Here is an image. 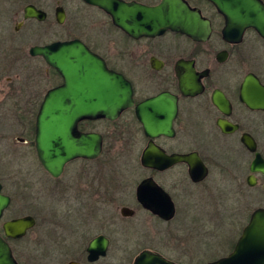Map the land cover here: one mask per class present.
Masks as SVG:
<instances>
[{"label": "flooded vegetation", "instance_id": "af4514ba", "mask_svg": "<svg viewBox=\"0 0 264 264\" xmlns=\"http://www.w3.org/2000/svg\"><path fill=\"white\" fill-rule=\"evenodd\" d=\"M121 1L155 6L162 0ZM185 2L210 21L212 32L206 38L194 39L173 31L154 38H135L116 26L110 14L85 0H0V121L15 120L20 129L18 135L9 130L0 134L1 194L9 198L0 218V237L11 248L17 264L48 260L56 264H135L144 251L180 264L160 250L149 248L141 250L131 263L122 256V245L132 242L135 231L123 222L138 212L147 213L158 225L174 221L178 213L176 199L185 183H171L168 175L186 170L192 185H202L213 167L223 165L219 162L224 159L223 152L243 149L247 155L244 164L249 168L248 185L256 153L264 157V110L249 108L241 100V89L249 75L264 87V36L253 28L243 35H224L225 18L211 2ZM30 6L43 12L45 18H27ZM97 19L104 20H99L100 31L95 34L85 24ZM46 25L49 28H43ZM78 31L84 37L75 36ZM31 35L53 37L31 45L32 39L26 37ZM71 41H80L108 71L122 76L130 84L133 102L116 116L98 113L83 118L77 132L100 136V155L91 160L74 159L56 177L39 159L36 122L46 96L63 87L65 78L42 56L33 55L31 49ZM220 97L223 102L219 105ZM95 103L99 104L98 98ZM144 103L149 105L150 117L165 119L174 115L173 136H146L138 116V107ZM220 120L239 128L225 133L218 125ZM245 134L254 138L256 153L242 143ZM137 135L146 141L142 154L150 144L168 156L196 154L209 170L207 178L193 182L185 162L165 170L144 167L141 154L140 166L146 175L136 184L134 207L123 203L120 167L115 160L120 158L122 139ZM255 177L257 184L248 187L261 186L264 191V176ZM145 179H153L169 195L176 208L173 220L166 221L139 203L137 188ZM124 208L134 214L123 216ZM28 217L35 224L25 235H7L6 224ZM153 235L148 236L157 240ZM44 248L41 256L32 258L34 250Z\"/></svg>", "mask_w": 264, "mask_h": 264}, {"label": "water", "instance_id": "95a60500", "mask_svg": "<svg viewBox=\"0 0 264 264\" xmlns=\"http://www.w3.org/2000/svg\"><path fill=\"white\" fill-rule=\"evenodd\" d=\"M111 15L116 26L132 37H157L167 31L204 39L211 34L209 20L198 10L192 9L185 0H162L158 5L145 6L121 0H85ZM225 18L224 35H243L248 28L264 36V3L261 0H208ZM27 18L43 20L45 15L34 7L26 10ZM62 22V19H59ZM33 55L42 56L65 78V85L46 96L36 122V146L43 167L53 176H59L65 165L78 158L95 159L100 155L102 140L96 134H80L78 123L85 117L98 113L118 115L130 106L132 90L124 78L108 71L104 63L92 54L80 41L55 43L31 49ZM99 99V104L95 103ZM241 100L253 110H264V87L258 79L249 75L241 89ZM159 101H161L159 99ZM223 102L219 98L217 104ZM220 105V104H219ZM148 103L138 107L139 121L146 136H173L174 115L165 119L148 116ZM113 119V118H112ZM219 127L225 133L238 130V126L220 120ZM242 143L256 153L257 144L251 135L245 134ZM189 165V176L197 183L207 178L209 170L196 155L168 156L160 148L150 144L142 154V164L147 168L165 170L174 164ZM248 185L257 184L255 174L264 176V157L256 153L250 167ZM137 200L146 210L166 221L176 216V208L169 195L153 179L143 180L137 188ZM9 205V198L1 194L0 218ZM123 216H132L128 208ZM32 218H24L5 225L8 236L21 237L34 226ZM93 246V245H92ZM0 264H17L11 248L0 237ZM135 264H176L151 251L142 252ZM208 264H264V208L256 209L242 231L234 250L226 257Z\"/></svg>", "mask_w": 264, "mask_h": 264}, {"label": "rangeland", "instance_id": "374dc122", "mask_svg": "<svg viewBox=\"0 0 264 264\" xmlns=\"http://www.w3.org/2000/svg\"><path fill=\"white\" fill-rule=\"evenodd\" d=\"M99 20L95 23L89 21L85 27L97 34L96 31H100L101 27ZM43 28H49V25ZM84 35L80 31L75 34L78 37ZM26 37L32 39V45L48 42L53 35ZM3 130H9L11 134L16 135L20 132L17 122L11 119L0 121V134ZM261 137L264 151V134ZM121 143L120 158L115 161L120 167L122 202L133 208L135 202L132 195L136 184L146 175L140 166V156L146 147V141L141 135H137L133 138L124 137ZM223 153L224 159L219 160L223 165L213 167L210 178L202 185H192L186 170L181 173L171 172L168 175V181H172L171 183L178 180L185 183L184 191L176 199V218L168 225H158L147 213L138 212L136 216L123 222L135 231L132 242L127 243L123 239L127 243L126 247L122 245L123 257L132 263L141 250L149 248L160 250L180 264H208L228 256L233 251V246L252 213L258 208H264V191L261 186L255 189L248 187L246 178L249 168L248 164H244L247 155L243 149ZM110 170L112 171V168ZM262 183L264 179H261V185ZM150 233L155 234L156 236H153L157 240L152 241L148 236ZM158 238H161L162 242ZM44 251L45 248L34 250L31 256H41ZM37 264L56 263L48 260Z\"/></svg>", "mask_w": 264, "mask_h": 264}, {"label": "trees", "instance_id": "16d2710c", "mask_svg": "<svg viewBox=\"0 0 264 264\" xmlns=\"http://www.w3.org/2000/svg\"><path fill=\"white\" fill-rule=\"evenodd\" d=\"M234 247H235V245L233 246V248H234ZM233 248H232V249H233Z\"/></svg>", "mask_w": 264, "mask_h": 264}]
</instances>
